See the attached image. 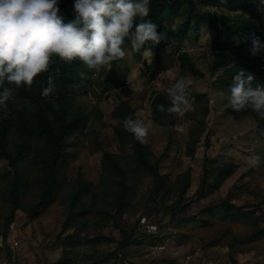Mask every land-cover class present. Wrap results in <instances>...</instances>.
<instances>
[{
	"label": "rangeland",
	"instance_id": "obj_1",
	"mask_svg": "<svg viewBox=\"0 0 264 264\" xmlns=\"http://www.w3.org/2000/svg\"><path fill=\"white\" fill-rule=\"evenodd\" d=\"M213 10L228 13L227 8ZM162 20L170 27H179L184 16H164ZM238 42L239 39L232 44ZM123 47L127 53L124 59L113 61L109 71H89L86 76L89 80L73 90L75 103L84 106L90 119L68 136V182L44 214L30 219L24 211L18 210L15 220L6 228L4 218L11 202L7 195L9 178L3 175L8 162L0 160V237L6 234L0 246V264H11L13 253L17 264H156L153 262L161 259L174 260L177 264H264V237L249 240L264 228V133L257 130L253 116L232 112L227 104L226 89L217 86L223 68L213 71L211 67L220 47L215 35L205 27L199 33L191 31L180 41L174 40L167 45L160 72L153 78L145 75L143 68L146 63H152L154 57L133 52L130 38ZM182 51L193 53L202 74L182 71L179 58ZM107 74L112 75V81L106 91L103 86ZM180 78L189 83L195 100L183 119L174 114L175 128L183 125V133L175 128L170 132L166 123L170 120L157 119L156 115H161L153 113L151 105L156 92L166 90ZM123 99L135 108L136 119L152 125L147 144L156 155L164 152L161 172L173 181L180 173L188 171L191 184L184 196L174 194L167 199L168 203L181 200L183 205L187 204L171 219L172 212L164 208L157 213L150 212L149 204L156 203L148 198L154 187L153 177L149 173H142L138 178L132 175L130 179L135 189L130 196L135 207L129 208L121 221L124 227L132 228L140 223L141 216L148 214L150 219L156 220L151 221L156 229L146 233L157 237L144 236L136 229L134 235L138 239L119 246L123 237L121 229L98 211H102L111 198L108 187L100 183L103 152L108 150L123 157L132 152L130 144L120 146L114 131L117 119L112 114L113 109ZM253 154L261 157L259 167L253 168L245 162V157ZM207 157L233 161L237 170L229 176L221 174L223 179L219 186L214 190L209 188L198 198ZM79 173L97 184L98 187H92V193H96L98 203L81 215L82 220H76L81 226L77 235L70 238L76 227L64 229V224L69 214L71 183ZM219 174V170L211 171L209 185H213ZM32 191H36L35 186L29 195L25 194L26 200ZM84 200L89 203L90 194L85 195ZM224 201L239 208L224 210L221 206ZM14 241L19 244L13 251L10 244ZM67 258H70L68 262Z\"/></svg>",
	"mask_w": 264,
	"mask_h": 264
},
{
	"label": "trees",
	"instance_id": "obj_2",
	"mask_svg": "<svg viewBox=\"0 0 264 264\" xmlns=\"http://www.w3.org/2000/svg\"><path fill=\"white\" fill-rule=\"evenodd\" d=\"M73 4L74 0H59L61 15L66 22L75 19ZM217 7L227 8L228 13H218L213 10ZM150 8V15L146 19H151L156 23L158 32L165 33L166 38L155 46L153 62L146 63L143 68L145 75L153 78L160 72L167 53V45L174 40L184 39L191 31L199 33L207 27L213 32L216 42L220 45L211 65L213 71L223 68L219 76L220 83L217 86L225 88L228 94L232 79L240 69L255 75L253 86L264 84V53L256 56L250 53L253 39L259 38L264 42V4H261L260 0H150ZM177 14L184 16V21L179 27H170L162 20L164 16ZM238 39V43L232 44ZM179 58L183 72L202 74L193 59L192 52L182 51ZM57 67L60 68V74L54 79L53 93L47 98L41 93L43 88L48 86V72L37 76L31 88L16 87L7 81L0 85V91L4 87L13 89V99L8 102L7 115L4 114L5 110L0 109V160L8 162L3 176L9 178L7 195L11 202L9 212L4 218L7 229L15 220L18 210L24 211L30 219H35L44 214L59 198L63 186L68 182L66 174L69 161L68 136L71 131L85 126L90 119V114L83 109L84 106L75 103L76 97L73 93L76 86L81 85L84 80H89L86 78L89 70L79 60L65 64L59 58L54 57L50 71L54 73ZM81 73L84 75L82 76ZM106 79L103 89L107 91L112 75L107 74ZM151 105L153 113L161 115V118L156 115L157 119L170 120L166 123L169 131L172 132L175 128V117L174 113L166 111L171 106L166 91L156 92ZM158 105H163L165 111L159 110ZM135 111L131 103L123 99L114 107L112 113L117 119L114 131L119 138L120 146L123 148L130 144L131 154L123 157L106 150L101 158L100 183L108 187L111 198L104 209L98 212L109 221L112 220V223L121 229L123 237L119 246L125 245L133 238L138 239L134 235L136 229L144 236L157 237V235L146 233L147 231L141 227L139 222L132 228H127L121 221L124 213L129 208L135 207L130 196L135 189L130 179L132 175L138 178L142 173H149L153 177L154 187L149 192L148 198L156 203L149 204L150 212L157 213L164 208L172 212L171 219H174L180 210L185 209L187 204L183 205L181 200L168 203L167 199L174 194L177 197L184 196L191 184L188 171L180 173L175 180L171 181L161 172L160 168L164 152L156 155L149 144L139 143L131 133L124 129L122 121L128 116L136 119ZM231 111L253 116L257 130L264 133V119L251 108L240 112L231 108ZM214 170H219L220 174L213 185L211 183L209 185V174ZM236 170L237 164L233 161H216L211 158L206 160L197 190L198 198L209 188L214 190L219 186L223 179L221 174L229 176ZM75 180L71 183L73 189L69 193L71 196L69 214L64 224V229L72 225L76 227L73 234L69 235L70 238L79 232L81 224L76 220H82L81 215L94 209L98 203L95 199L96 193H92V187L94 185L98 187L97 184L86 179L82 173H79ZM34 186L36 191H32L30 198L26 200L25 194L29 195ZM27 188H29L28 192ZM88 194L92 199L89 203L84 200L85 195ZM221 206L227 211H235L239 208L230 201H224ZM191 219L192 217L189 220ZM151 221L156 220L151 217ZM263 237L264 228H261L249 240L256 241ZM3 238L6 240V234ZM120 258L124 257L120 256ZM69 260L70 258H67V262ZM153 263L177 264L174 260L165 259L155 260Z\"/></svg>",
	"mask_w": 264,
	"mask_h": 264
},
{
	"label": "clouds",
	"instance_id": "obj_3",
	"mask_svg": "<svg viewBox=\"0 0 264 264\" xmlns=\"http://www.w3.org/2000/svg\"><path fill=\"white\" fill-rule=\"evenodd\" d=\"M260 3L264 4V0ZM150 11V0H74L75 19L66 22L59 0H0V85L7 81L16 87L31 88L37 76L48 72V86L41 93L47 98L60 74L58 67L54 73L50 71L54 57L65 64L79 60L90 72L109 71L113 61L126 57V38L131 39L133 52L154 57L155 46L166 34L158 32V25L146 19ZM250 53H264V42L253 39ZM255 78L240 69L232 79L226 100L233 110L251 108L264 119V84L253 86ZM165 91L171 103L166 111L183 119L195 103L189 83L180 78ZM12 99L13 89L4 87L0 91V109L5 110V116ZM157 107L165 111L163 105ZM122 124L136 141L148 143L150 123L128 116ZM175 130L183 133L185 129L177 125ZM245 162L256 168L261 157L249 155Z\"/></svg>",
	"mask_w": 264,
	"mask_h": 264
},
{
	"label": "built area",
	"instance_id": "obj_4",
	"mask_svg": "<svg viewBox=\"0 0 264 264\" xmlns=\"http://www.w3.org/2000/svg\"><path fill=\"white\" fill-rule=\"evenodd\" d=\"M140 225L141 227H143L147 232H150L153 231L154 229H156V226H155V223H152L151 222V219L146 216V215H143L140 217ZM4 240L3 236L0 237V246L2 245V241ZM17 244H19V242L17 241H14L13 243L10 244V247L11 249L14 251L15 248L17 247ZM13 258H12V261H11V264H17L16 262V258H15V253H13Z\"/></svg>",
	"mask_w": 264,
	"mask_h": 264
}]
</instances>
